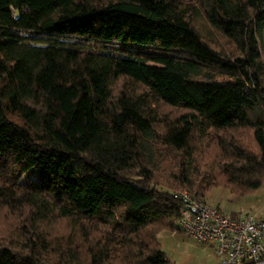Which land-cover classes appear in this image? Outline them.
Returning <instances> with one entry per match:
<instances>
[{"label":"trees","instance_id":"1","mask_svg":"<svg viewBox=\"0 0 264 264\" xmlns=\"http://www.w3.org/2000/svg\"><path fill=\"white\" fill-rule=\"evenodd\" d=\"M263 183L264 0H0V264H176L175 189Z\"/></svg>","mask_w":264,"mask_h":264},{"label":"built area","instance_id":"2","mask_svg":"<svg viewBox=\"0 0 264 264\" xmlns=\"http://www.w3.org/2000/svg\"><path fill=\"white\" fill-rule=\"evenodd\" d=\"M174 194L183 203L180 229L198 243L211 244L221 264H264V218L233 220L187 189Z\"/></svg>","mask_w":264,"mask_h":264},{"label":"crops","instance_id":"3","mask_svg":"<svg viewBox=\"0 0 264 264\" xmlns=\"http://www.w3.org/2000/svg\"><path fill=\"white\" fill-rule=\"evenodd\" d=\"M205 201L233 220L246 215L264 218V183L246 196L236 195L226 188H216ZM158 239L170 261L176 264H221L211 244L198 243L181 230L161 231Z\"/></svg>","mask_w":264,"mask_h":264},{"label":"rangeland","instance_id":"4","mask_svg":"<svg viewBox=\"0 0 264 264\" xmlns=\"http://www.w3.org/2000/svg\"><path fill=\"white\" fill-rule=\"evenodd\" d=\"M156 108L158 109V111L160 113L167 112V110H166V108L164 106L163 107L156 106ZM200 167H201V171H203V172L207 171L206 166L201 165ZM216 188H225V187L215 186V187L210 188L209 190H207V192L205 194V197H204V200H205L206 196L208 194H211V192L214 191V189H216ZM178 190H182V189H175L174 191H178ZM7 216L8 215H6L4 213V211L0 212V236L6 233L5 230L8 227L7 225H9V221L7 219L8 218Z\"/></svg>","mask_w":264,"mask_h":264}]
</instances>
